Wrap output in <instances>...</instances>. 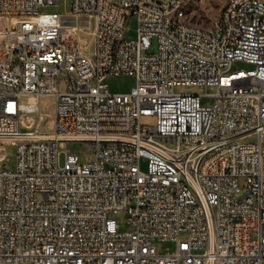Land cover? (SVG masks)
Wrapping results in <instances>:
<instances>
[{
  "label": "built area",
  "instance_id": "2783aa9c",
  "mask_svg": "<svg viewBox=\"0 0 264 264\" xmlns=\"http://www.w3.org/2000/svg\"><path fill=\"white\" fill-rule=\"evenodd\" d=\"M69 2L0 0V264H264V0L209 27L181 26V0Z\"/></svg>",
  "mask_w": 264,
  "mask_h": 264
},
{
  "label": "rangeland",
  "instance_id": "374dc122",
  "mask_svg": "<svg viewBox=\"0 0 264 264\" xmlns=\"http://www.w3.org/2000/svg\"><path fill=\"white\" fill-rule=\"evenodd\" d=\"M182 7L186 13V20L192 24H196L201 27H209L216 19L219 18L226 0H181ZM70 11L69 0H58V4L54 6H46L41 8V12H57L63 15H67ZM11 24V20L0 18V28H4ZM86 31L83 34V39L87 45V50L90 51L91 46V31L94 23H86ZM137 23L133 16H130L126 22L125 37L127 39H134L136 37ZM244 63H237L233 66L234 69L247 68ZM134 83L132 77H108L106 84L109 86V90L112 93H125L131 90ZM176 91H184V89H177ZM39 112L32 115L31 130L39 132H50L53 121L54 101L52 98H41L38 101ZM250 139L249 141H251ZM65 151L77 154L81 163H87L92 159V154L88 146L81 142L66 143ZM1 153L7 158L6 165L9 168H14L16 163V148L11 145H4L1 148ZM63 159V157H62ZM146 164L143 162L141 170H145ZM120 219H124L123 216ZM174 248V244L171 242L157 244V250L159 252L171 251Z\"/></svg>",
  "mask_w": 264,
  "mask_h": 264
},
{
  "label": "bare ground",
  "instance_id": "6f19581e",
  "mask_svg": "<svg viewBox=\"0 0 264 264\" xmlns=\"http://www.w3.org/2000/svg\"><path fill=\"white\" fill-rule=\"evenodd\" d=\"M180 25L183 27H193V24L188 22L186 18H180ZM224 32H233V25H224ZM30 101L32 103V106L34 107H36V105L38 104L34 100H30ZM26 122L28 123L29 126L32 124L28 119Z\"/></svg>",
  "mask_w": 264,
  "mask_h": 264
}]
</instances>
